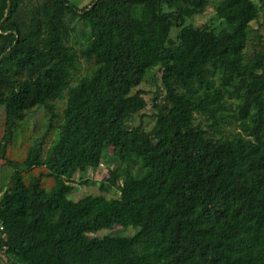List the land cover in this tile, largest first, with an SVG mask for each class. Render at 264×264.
<instances>
[{"label":"trees","instance_id":"trees-1","mask_svg":"<svg viewBox=\"0 0 264 264\" xmlns=\"http://www.w3.org/2000/svg\"><path fill=\"white\" fill-rule=\"evenodd\" d=\"M209 1L0 0V264H264V0Z\"/></svg>","mask_w":264,"mask_h":264},{"label":"rangeland","instance_id":"rangeland-1","mask_svg":"<svg viewBox=\"0 0 264 264\" xmlns=\"http://www.w3.org/2000/svg\"><path fill=\"white\" fill-rule=\"evenodd\" d=\"M75 1V0H72ZM81 1V0H78ZM83 1H88V0H83ZM217 0H210L209 4L205 10V13L200 14V15H194L193 18L191 19L195 24H199L202 21L208 19L210 16H212L214 14V3ZM256 3H259V0H254ZM263 15H264V6L261 8V12L259 14L258 20L254 21V23H257L258 21H262L263 25H262V31L264 33V19H263ZM191 17L186 18V21H188V19ZM216 20V19H215ZM178 29V26L174 25L171 27L170 29V34L172 36L175 35L176 31ZM139 87L145 89V93H144V97L147 101L146 106L141 109L140 111L134 113L128 120H127V124L128 125H137V124H141L143 128H149L153 121H154V117L151 115V113L153 111L156 110V107L153 106V97H154V90H155V84H154V80L152 78V76L146 75L145 78L142 80V82L139 84ZM119 148L116 149L115 154H117L119 152ZM110 158V160L108 162H104L101 164L100 168L94 172H89L88 176H90L91 178H93L90 182L88 183H77L74 187V189L72 190L73 193V197L77 198L80 195L84 194V193H105L107 195H117L118 194V190L116 189V187H110L107 191L104 190H100L99 188V183L97 182L98 179H100L103 175L107 174V169H106V164L108 163L109 165H113V162L111 160L112 156L108 157ZM96 179V180H94ZM130 228H132L134 230V227L129 226ZM115 229H120L118 226L114 227L113 230ZM109 229H101L99 231H97V233H105L108 232ZM1 261L3 262V264L5 263V257L1 256Z\"/></svg>","mask_w":264,"mask_h":264},{"label":"built area","instance_id":"built-area-1","mask_svg":"<svg viewBox=\"0 0 264 264\" xmlns=\"http://www.w3.org/2000/svg\"><path fill=\"white\" fill-rule=\"evenodd\" d=\"M0 228H2V223L0 222Z\"/></svg>","mask_w":264,"mask_h":264}]
</instances>
